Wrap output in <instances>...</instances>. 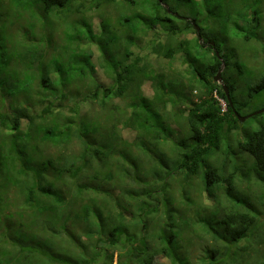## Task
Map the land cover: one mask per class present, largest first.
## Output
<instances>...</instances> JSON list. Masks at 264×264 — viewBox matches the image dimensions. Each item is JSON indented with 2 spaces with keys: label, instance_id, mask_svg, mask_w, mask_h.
Returning <instances> with one entry per match:
<instances>
[{
  "label": "trees",
  "instance_id": "obj_1",
  "mask_svg": "<svg viewBox=\"0 0 264 264\" xmlns=\"http://www.w3.org/2000/svg\"><path fill=\"white\" fill-rule=\"evenodd\" d=\"M0 1L33 28L13 56L0 27V264H264V123L235 114L264 93V0H124L100 37L80 0Z\"/></svg>",
  "mask_w": 264,
  "mask_h": 264
},
{
  "label": "rangeland",
  "instance_id": "obj_2",
  "mask_svg": "<svg viewBox=\"0 0 264 264\" xmlns=\"http://www.w3.org/2000/svg\"><path fill=\"white\" fill-rule=\"evenodd\" d=\"M142 0H135L136 4L140 3ZM97 2L98 0L95 2H89L88 0H80V3H84L85 4V9L83 10V12L75 15V20H80L85 18L88 22H86V26L85 24H83V26H81V32L80 33H87L89 35V37H100L101 35L99 34L98 30L93 26V22L96 23V18H103V16L108 15V17L112 16V14L110 12H113L115 14L116 19H122L125 17L124 8H130L132 6V4L130 3H126L124 2V0H118L116 5H108V4H102L100 7H97ZM11 3V0H10ZM78 3L75 6H79ZM126 4V5H125ZM146 8V7H145ZM17 9H19V7L17 5H12L10 6L8 4L7 1H0V27H4L3 29V34L1 37L3 40V43L5 44L6 39L9 38L10 41H15L17 42V44L15 45L14 49H11V51L9 52L10 55L15 56L17 54V52L22 48V44L21 42H19V40L21 39L23 33H28L30 31H33V28H30L27 26H25L23 23L21 24H16V26H14L12 24V20H14L15 18H17V14L16 11ZM21 9V7H20ZM75 10V8L73 9ZM132 11L134 12H143L145 13L146 10L144 11V8L142 5H133ZM35 15V16H34ZM42 15H40L38 13V11L33 12L32 16L30 14H26L24 16V18L26 19V21H28L29 23H36L35 25H37L36 29L39 32L40 36H45L46 39H49L50 34L51 37H55L54 41L55 43H58V39H60V35L62 34V32L65 30L67 33H70L73 29L72 27V23H71V19L66 20V19H58V18H54L51 17V25L50 27V31L44 32V30L41 28L40 26V22L42 19ZM107 17V18H108ZM23 21V20H22ZM88 25H91L93 27H91V29L94 30V32H91L89 30ZM16 29V32H14V30ZM79 34V35H82ZM93 34V35H92ZM56 35V36H55ZM59 35V36H58ZM152 36V35H151ZM144 37V36H141ZM24 37H22L23 39ZM35 39V37H33ZM34 39L32 40V42L34 41ZM42 39L41 37H38V40ZM30 44L31 49H37V45L36 42ZM80 42V41H79ZM89 45H82L81 49H85L86 47L88 48V46H92V40L89 39ZM42 47V46H41ZM57 47V46H55ZM109 49V47H107ZM8 49V48H7ZM96 51H98L99 53L101 52V48L99 45H96ZM54 51V49H52ZM57 50V49H56ZM240 51L243 53V46L240 47ZM73 62V59L70 57V60ZM13 65V62L11 63V66ZM186 66L188 67V63L186 64ZM181 67V66H180ZM188 69L186 68V70H184L183 72H181L180 70H177L178 73H185ZM172 75V74H171ZM187 75V74H186ZM171 77V76H170ZM94 78V86H98L101 83L104 84V86L108 83V79L101 73V71H98V74L96 73V75L93 77ZM240 81H243V78H239ZM244 84H247L244 83ZM197 92H194L192 94V98L194 100H197L198 97L196 96ZM223 105V104H222ZM264 107V93L262 95H260L258 98L251 100V102L249 103L248 107H246L245 109L241 110V113L243 116L255 113L256 111L262 109ZM264 123V113L259 114L255 117H251L248 118L247 121L244 122V125L247 127L246 130L247 131H253L254 129H258L259 126ZM253 161V159H252Z\"/></svg>",
  "mask_w": 264,
  "mask_h": 264
},
{
  "label": "water",
  "instance_id": "obj_3",
  "mask_svg": "<svg viewBox=\"0 0 264 264\" xmlns=\"http://www.w3.org/2000/svg\"><path fill=\"white\" fill-rule=\"evenodd\" d=\"M197 30L199 31V27L198 26H197ZM200 41H201V43H203V39H202L201 36H200ZM212 44L214 45V42H212ZM214 49L216 50L217 55H219V52L217 51V49L216 48H214ZM222 71H223V68H220L218 73L214 77V80L222 85L230 105L233 106V103H232V100H231V97H230V91H229V88H228L227 84L224 82V79H223V76H222ZM262 113H264V107L262 109L256 111L255 113H252V114H249V115H246V116L240 115L238 112L235 111V114H236L237 118L241 122H245L248 118L257 116V115L262 114Z\"/></svg>",
  "mask_w": 264,
  "mask_h": 264
},
{
  "label": "clouds",
  "instance_id": "obj_4",
  "mask_svg": "<svg viewBox=\"0 0 264 264\" xmlns=\"http://www.w3.org/2000/svg\"><path fill=\"white\" fill-rule=\"evenodd\" d=\"M219 100H220V102L223 104V108H225V107H226V103H225V101L222 100V99H219Z\"/></svg>",
  "mask_w": 264,
  "mask_h": 264
},
{
  "label": "built area",
  "instance_id": "obj_5",
  "mask_svg": "<svg viewBox=\"0 0 264 264\" xmlns=\"http://www.w3.org/2000/svg\"><path fill=\"white\" fill-rule=\"evenodd\" d=\"M225 109V108H224Z\"/></svg>",
  "mask_w": 264,
  "mask_h": 264
}]
</instances>
